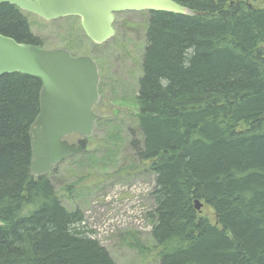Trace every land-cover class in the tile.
Instances as JSON below:
<instances>
[{
    "label": "trees",
    "instance_id": "trees-1",
    "mask_svg": "<svg viewBox=\"0 0 264 264\" xmlns=\"http://www.w3.org/2000/svg\"><path fill=\"white\" fill-rule=\"evenodd\" d=\"M174 1L198 14L145 12L129 147L154 188L151 244L139 248L159 264H264V7ZM0 34L44 47L28 14L8 3ZM41 89L37 77L0 76V264H118L81 209L30 174Z\"/></svg>",
    "mask_w": 264,
    "mask_h": 264
},
{
    "label": "rangeland",
    "instance_id": "rangeland-1",
    "mask_svg": "<svg viewBox=\"0 0 264 264\" xmlns=\"http://www.w3.org/2000/svg\"><path fill=\"white\" fill-rule=\"evenodd\" d=\"M251 3L264 7V0ZM147 16L145 12L117 14L115 36L96 45L82 36L79 17L48 21L28 14L44 49L69 48L75 56H89L99 66L102 105L95 111L103 120L94 128L89 151L61 163L49 179L67 209H81L85 229L118 264H159L139 248L151 244L146 214L153 207L154 177L129 147V129L137 123ZM67 140L73 143L77 137ZM202 213L216 223L210 206L204 205Z\"/></svg>",
    "mask_w": 264,
    "mask_h": 264
},
{
    "label": "water",
    "instance_id": "water-1",
    "mask_svg": "<svg viewBox=\"0 0 264 264\" xmlns=\"http://www.w3.org/2000/svg\"><path fill=\"white\" fill-rule=\"evenodd\" d=\"M45 20L68 16L80 18L85 34L95 44L115 35V14L124 11H155L194 16L174 0H0ZM20 73L42 81L40 112L31 130L30 174L37 180L70 155L83 153L94 127L102 119L93 108L101 102L100 74L89 56H74L63 47L45 50L19 43L0 34V76ZM82 136L70 144L65 137ZM203 203L195 201L201 212Z\"/></svg>",
    "mask_w": 264,
    "mask_h": 264
},
{
    "label": "flooded vegetation",
    "instance_id": "flooded-vegetation-1",
    "mask_svg": "<svg viewBox=\"0 0 264 264\" xmlns=\"http://www.w3.org/2000/svg\"><path fill=\"white\" fill-rule=\"evenodd\" d=\"M20 10H21V9H20ZM21 11H24V10H21ZM24 12H26V11H24ZM125 12H131V11H125ZM133 12H134V11H133ZM101 105H102V104H101ZM71 136H76V137H77V141H76V142H73V143L68 141L70 144L77 143L80 139H82V137H81L79 134H70V135L67 136V138H68V137H71ZM67 138H66V139H67ZM90 139H91V138H90ZM90 139L88 140L87 149H86L85 152H83L82 154H85L86 152L89 151V148H90ZM82 154L70 155V156L64 158L62 161H60L59 163H57L56 165H54L53 168H52V169H51L46 175H42V176H40V178H41V177H50L49 175L53 172V170H56V168H57L61 163L66 162L67 160L72 159V158H74V157H76V156H80V155H82Z\"/></svg>",
    "mask_w": 264,
    "mask_h": 264
}]
</instances>
